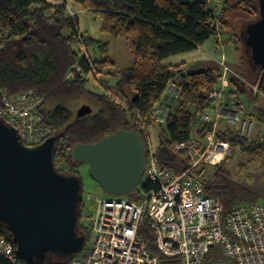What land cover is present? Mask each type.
Wrapping results in <instances>:
<instances>
[{
    "label": "trees",
    "instance_id": "1",
    "mask_svg": "<svg viewBox=\"0 0 264 264\" xmlns=\"http://www.w3.org/2000/svg\"><path fill=\"white\" fill-rule=\"evenodd\" d=\"M64 1L73 10V16L68 14L65 4L0 0V107L2 94L29 92L40 100L33 113L41 123L54 129L53 162L62 174H77L71 153L75 144L95 142L117 129L136 132L146 156L150 138L147 128L154 123L159 129L153 147L160 162L179 171L186 168L188 156L174 147L180 142L201 140L211 130L198 117L211 108L213 100L207 94L217 86L222 68L212 60L187 71L185 62L170 64L166 60L195 50L210 38H215L219 47L220 33L229 35L225 44L240 50L234 44L235 40L240 43L236 27L241 21L250 22L258 17L256 0H218L216 4L208 0ZM79 11L94 14L100 19V31L125 41L132 57L129 67L116 69L109 56V43L79 31ZM92 46L99 49L100 57L89 55L88 48ZM179 70L185 74L176 79ZM90 74L100 79L101 90L88 88ZM257 74L253 83L258 86V93L264 95V80ZM229 77L232 89L226 94L251 90L238 77ZM170 85L178 88V102L155 118L153 112ZM80 97L90 99L95 107L78 118L72 105ZM259 111L264 116V109ZM215 135L227 139L231 148L242 154L264 159V139L259 136L248 138L230 126L219 128ZM222 163L213 166L215 170L202 167L193 171L205 184L204 195L221 201V214L225 216L235 206L254 201L252 186L233 180ZM150 188L149 183L140 180L126 198L139 201ZM85 206L84 201L79 205L77 232L87 240L90 221L81 222ZM137 234L163 264H181L179 257L159 254L147 219ZM0 235L12 244L14 256L23 264H66L77 255L62 258L48 253L42 260L30 259L16 252L5 225H0ZM0 264L12 263L0 256Z\"/></svg>",
    "mask_w": 264,
    "mask_h": 264
},
{
    "label": "built area",
    "instance_id": "2",
    "mask_svg": "<svg viewBox=\"0 0 264 264\" xmlns=\"http://www.w3.org/2000/svg\"><path fill=\"white\" fill-rule=\"evenodd\" d=\"M66 8L73 16V10ZM219 65L224 68L221 85L208 92V98L213 100L211 108L198 117L211 130L201 140L180 142L174 147L188 156L189 165L181 171L163 165L148 142L142 179L151 188L139 201L96 198L89 237L66 264H163L137 234L145 219L159 254L179 257L181 264H264V204L242 203L222 216L221 201L204 195L205 184L193 171L197 164L215 163L218 156L230 152L226 139L213 138L223 118L237 122L240 135L249 133L252 126V121L241 114L244 112L241 104L234 106L233 115H229L225 105L229 79L223 74L243 80L226 63ZM39 102L29 92L1 96L0 117L27 146L42 143L54 130L34 115ZM153 113L155 118L161 115L157 107ZM0 256L7 257L12 264H23L2 235Z\"/></svg>",
    "mask_w": 264,
    "mask_h": 264
},
{
    "label": "water",
    "instance_id": "3",
    "mask_svg": "<svg viewBox=\"0 0 264 264\" xmlns=\"http://www.w3.org/2000/svg\"><path fill=\"white\" fill-rule=\"evenodd\" d=\"M258 17L241 30L242 45L250 64L264 77V0H256ZM176 79L184 76L177 72ZM245 83V82H244ZM174 85H170V92ZM80 105L76 117L91 113ZM55 138L36 146L24 145L16 130L0 117V225L12 236L15 250L24 257L42 260L48 253L66 258L77 254L85 236L77 232L82 180L54 167ZM75 163L88 165L87 173L109 195H128L140 182L145 156L139 135L117 129L95 142L71 148Z\"/></svg>",
    "mask_w": 264,
    "mask_h": 264
},
{
    "label": "rangeland",
    "instance_id": "4",
    "mask_svg": "<svg viewBox=\"0 0 264 264\" xmlns=\"http://www.w3.org/2000/svg\"><path fill=\"white\" fill-rule=\"evenodd\" d=\"M184 1H193V0H184ZM214 2V4L217 3L215 0H208ZM66 6H69L67 3ZM219 9V8H218ZM217 9V10H218ZM78 29L82 33H86L90 35L91 37L95 39H100L102 42H108L109 43V56L115 63L116 69H125L131 65L132 57L129 52V48L124 40H122L119 37H114L110 34L104 33L100 31V19L96 17L94 14L88 12V11H79L78 14ZM249 22V21H248ZM245 21H241L238 23V27H236V32L240 33L241 30L244 28V26L248 23ZM229 37L228 34L220 33L219 37V45H222V52L216 51L213 47H211V41H208L204 44V47H199L198 50H192L189 52H183L176 54L174 56H171L166 61H186V70H196L202 67V62H208L212 61L214 58V62L217 61L218 64L221 63H227L228 66L233 70V72L237 75H239L240 78H242L243 83L246 88H250L251 90H245L243 91H236L232 95H226L225 93V105L228 108L229 115H233L232 110L233 107L237 104H242L244 106V112L246 116L250 115L252 126L249 131V133L245 132L244 135L248 136V138H254L256 136H259L260 138L264 139V116L260 113L259 109H264V95L259 92L258 86L253 83L255 77L257 68H254L255 71H252V68L250 66V60L249 57L246 56V49H241L242 40L238 39L240 41L237 42L235 40L234 44H237V46H240V50L235 49V47L232 44H225L226 39ZM210 40H214L215 38H211ZM243 47V45H242ZM237 50V51H236ZM84 52V51H82ZM244 52V53H243ZM88 53L92 58H98L100 57L99 49L96 46H92L88 48ZM225 53V56L222 57L221 54ZM227 60V61H226ZM222 72H223V65ZM244 71V72H243ZM243 74H242V73ZM224 77L230 78L228 75ZM232 77V74H230ZM100 79L93 76V74L89 75V82H88V88L91 90L99 91L100 85L99 81ZM227 86L230 87V83L228 80H226ZM221 78L217 85H221ZM256 85V86H255ZM253 87L255 91L258 90V95L251 94L253 91ZM227 88V87H226ZM225 91H227L225 89ZM254 91V92H255ZM164 99V97H163ZM227 99L230 101L231 105L234 103H237L235 105H232V107H228ZM77 102L72 105V109L76 111V109L82 105V104H88L91 107H95V104L88 98L80 97L76 99ZM165 100L167 103L174 107L178 102V88L172 89L170 92L167 90V93L165 95ZM164 118V117H163ZM224 120L220 121L217 127V130L219 128H223L222 126H219ZM233 128L236 129L237 133H239V124L236 122L233 125ZM159 126L157 123H154L150 125L147 130L150 136V140L152 145L156 144V134L158 132ZM206 136V135H205ZM216 136V135H215ZM213 135L214 140L216 141V138ZM226 142L228 143V146L230 147V152L223 156H218L215 163H199L194 168L195 170H199L200 168H204V170H215L216 167H213L218 164H223L224 168L229 169V176L238 182H244L248 183L252 186L253 191V201L257 203L264 204V159L259 156H248L245 154H242L238 149H232L230 142L226 139ZM190 162V160H189ZM243 166V167H242ZM86 165H79L77 166V174L82 180V194H83V201L86 203L85 209L83 211V217L81 219V222L83 224H87L90 221L91 215L94 213L95 210V203L94 200L96 198H108V199H114V198H126V195H109L105 193L99 184L94 181L92 178L89 177L86 169Z\"/></svg>",
    "mask_w": 264,
    "mask_h": 264
},
{
    "label": "crops",
    "instance_id": "5",
    "mask_svg": "<svg viewBox=\"0 0 264 264\" xmlns=\"http://www.w3.org/2000/svg\"><path fill=\"white\" fill-rule=\"evenodd\" d=\"M47 2H49L50 4H52V5H58V4H64V0H46ZM211 39V38H210ZM207 40L205 43H207L208 41H211V47L209 48V49H211L212 47L216 50V51H218V52H222V46H223V44L222 45H219V47H216V42L214 41V40ZM100 40V39H99ZM204 43V44H205ZM204 44L202 45V47H204ZM198 49H200V48H197L196 50H198ZM221 56L222 57H224L225 56V59L227 58L226 57V55H225V53H222L221 54ZM214 59H216V58H214ZM213 59V60H214ZM227 61V60H226ZM180 62H185V64L187 65V62L186 61H180ZM180 62H178V61H169L168 63H170V64H176V63H180ZM204 62V61H203ZM186 65H185V68H186ZM256 86V85H255ZM230 89H232L231 87H228L227 86V88H226V90H230ZM235 93V92H234ZM234 93H227L226 95H232V94H234ZM252 94H254V95H256L255 94V92L254 91H252ZM163 97H164V99H163ZM162 97V101L161 102H159L158 103V106H156L158 109H159V111L160 112H164L163 110L164 109H167V108H169V104L167 103V101L165 100V96H163ZM227 102H228V107H232V105H235V104H237V103H234V104H232L231 105V103H230V101L227 99ZM242 105V104H241ZM243 106V105H242ZM247 112L245 111V112H243V113H241L244 117H246V118H249V120H251V115H250V113H249V115H245ZM234 123H236V122H233V121H230V120H228V119H226L225 121H223L219 126H222L223 128L225 127V126H230L231 128H233V125H234Z\"/></svg>",
    "mask_w": 264,
    "mask_h": 264
},
{
    "label": "flooded vegetation",
    "instance_id": "6",
    "mask_svg": "<svg viewBox=\"0 0 264 264\" xmlns=\"http://www.w3.org/2000/svg\"><path fill=\"white\" fill-rule=\"evenodd\" d=\"M248 52V57H249V51H247ZM257 67V66H256ZM256 67H255V69H256ZM252 71H255V70H252ZM257 73H260V70H259V67L257 68V72H256V75H258ZM262 80H264V77H262L261 78ZM77 166H79V165H83L84 163H79L78 164V162L77 163H75ZM84 165H86V167L88 168V165L87 164H84ZM86 168V169H87ZM76 171L78 172V170H77V167H76ZM76 175H78V174H76ZM79 176V175H78Z\"/></svg>",
    "mask_w": 264,
    "mask_h": 264
},
{
    "label": "bare ground",
    "instance_id": "7",
    "mask_svg": "<svg viewBox=\"0 0 264 264\" xmlns=\"http://www.w3.org/2000/svg\"><path fill=\"white\" fill-rule=\"evenodd\" d=\"M148 142H150V143H151V140H150V138H148Z\"/></svg>",
    "mask_w": 264,
    "mask_h": 264
},
{
    "label": "clouds",
    "instance_id": "8",
    "mask_svg": "<svg viewBox=\"0 0 264 264\" xmlns=\"http://www.w3.org/2000/svg\"><path fill=\"white\" fill-rule=\"evenodd\" d=\"M144 156H145V154H144ZM141 180H143V179L141 178Z\"/></svg>",
    "mask_w": 264,
    "mask_h": 264
}]
</instances>
